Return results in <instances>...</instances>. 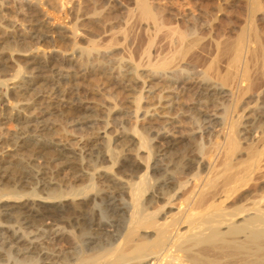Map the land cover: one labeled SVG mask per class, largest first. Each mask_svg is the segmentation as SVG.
Listing matches in <instances>:
<instances>
[{
    "label": "bare ground",
    "instance_id": "1",
    "mask_svg": "<svg viewBox=\"0 0 264 264\" xmlns=\"http://www.w3.org/2000/svg\"><path fill=\"white\" fill-rule=\"evenodd\" d=\"M46 2L0 0V44L22 42V36L13 35L20 26L13 15L29 18L21 28L26 38L44 40L49 23L30 15ZM86 2L101 6L92 21L101 23L107 16V28L112 12L121 9L111 0ZM73 6L81 14V7ZM257 9L247 10L250 22ZM162 13L147 0L128 13L130 30L144 24L151 31L136 38L134 56L149 68V79L193 88L198 101L183 110L170 100L158 105L160 111L143 113L141 121L147 116L163 119L150 134L122 126L110 136L120 113L104 106L97 115H83L92 108L81 101L79 85L68 72L50 61L37 62L31 51L14 52L9 42L6 50L0 48V72L6 73L13 56L31 67L29 75L18 67L9 79L0 80V128L11 122L18 128L8 137L0 135V186L12 183L0 188V264H264V96L256 101L245 97L263 81L264 71L251 74L264 66L263 47L249 52L248 43L258 35L245 29L235 40L203 44L193 18L180 29V24L168 27ZM72 36L75 43L81 38L76 27ZM124 40L130 47L128 34ZM194 48L202 52L196 58ZM79 51L97 61L88 63L86 73L108 75L121 89L135 90V79L125 69L116 65V72L100 60L108 55L94 47ZM192 59L196 64L191 70L182 67ZM222 63L232 71L221 74ZM49 70L54 73L45 76ZM243 82H248L246 88L240 87ZM224 85L233 86L230 105L214 110L201 105L202 98L209 104L228 97ZM32 97L74 107L75 116L67 120L70 132L88 127L96 132L79 136L75 148L52 140L46 133L55 113L51 106L26 111ZM173 112L178 113L175 118L168 116ZM185 121L194 125L187 132L178 126ZM223 129L224 139L217 142ZM92 142L97 148L89 150ZM66 171L76 182L86 177L85 182L63 186L57 177ZM22 185L32 187L24 192L18 189Z\"/></svg>",
    "mask_w": 264,
    "mask_h": 264
},
{
    "label": "rangeland",
    "instance_id": "2",
    "mask_svg": "<svg viewBox=\"0 0 264 264\" xmlns=\"http://www.w3.org/2000/svg\"><path fill=\"white\" fill-rule=\"evenodd\" d=\"M68 1L69 0H48L49 3L46 2L45 7L39 6L31 10L32 16L30 15V17L37 18L41 21H46L47 23H49V26L47 25L48 32L45 34V39L42 41L31 40L29 38H26V34H24V31H22V29H24V27L29 24V18L18 17L17 19L21 20L17 21V19L14 18V15L10 17L12 21H15L17 24L20 25L19 27H16L17 32H15V34L13 35L17 34L22 36L20 37L22 42L14 43L15 41L13 39L5 40L3 41L4 43L0 44V48H4V50H6V48L8 47V45L6 46V43L9 42L10 46L14 49V52L30 53L31 51L32 56L35 57L37 62L46 63L50 61L54 63L57 69L62 70L65 73L68 72L70 75L68 73L67 74L71 76L70 79H72L75 84L79 85L78 89L80 90L79 94L81 101H83L85 105H88L92 108L91 110L83 113V115H97L99 109L103 108L104 106L109 107L112 110L120 113L119 115L115 116L117 117L116 121L112 122L115 123L114 125L112 124L111 129L108 131L111 134L110 136H113L116 131L119 130L118 128H122V126L123 129L127 131L133 130L136 126V129H140L139 131L143 130L142 132H146L147 134L155 132L160 126L159 121H163V119L152 118L147 116L145 120L141 121L142 114L147 111L154 112L155 108V110H157L158 108L157 111H160L161 109H159L158 105H160L161 103L167 105L170 100H173L176 103V106L181 109L184 108L183 110H188L189 108L194 107L195 100L198 101V97L196 96V92L193 88H189L186 90L181 88L182 85L178 87L175 84H171L169 82L167 83L165 80H160L156 77H152L151 79H149L147 72L149 71V68L146 66L145 62L141 64V58L134 56V51H136L137 48L135 45L137 40L136 38L140 37V35L142 34V36L146 37L151 32L150 30H148V28L145 29L146 26H144V24H139V27L136 26L135 29L133 28L132 30H130L128 28L129 26H127L128 24H126L129 23V21L131 20L129 18V21L127 20V17H129L127 16L128 13H130V11L134 9V7H136L137 2H139L140 0H118L119 2L111 0V5H114V7H121V9L112 12V19L110 18V21L108 22H112L111 24L113 26L110 25L108 26V28L107 21L104 20L107 16L105 18H101V23L100 21L95 22L97 24L100 23L99 25L93 23L94 20L92 18H96L94 14H98V12L100 14V11L103 10L101 6L92 8V5L87 4L86 0H72L70 2ZM67 2L71 3V5L69 4L68 6V4H66ZM147 2L149 3V5H151V7H156L157 9L161 8V10L164 11V13H162L163 18L165 21H167L168 27L180 24V29H183L182 27L186 25L187 20L192 21L193 18V21H196V24L200 31L199 38L204 42L203 44H208V41L211 42L218 40L224 42L235 40L237 36L242 32V30L245 29L248 30L249 34L251 33L253 36L258 35L257 37L255 36L256 39L251 40L252 43L250 41L251 45L248 43L247 49H250L249 52H252V50H256L258 47H263L264 51V0H147ZM74 3L76 4V6ZM80 3H82V5ZM71 6L81 7V14H76V12L73 11ZM125 7L127 8L125 9ZM251 7L259 8V10L257 9L258 12H256V14L252 16V22H250L251 17L247 16V12H249L247 10H250ZM93 9H96L97 12ZM13 11L14 10L11 8V10H9V14L12 15ZM77 16H79L80 19L77 18ZM1 19L2 18L0 14V22L2 21ZM75 27L78 29V33H81V38L77 40L76 43L72 36V31ZM146 30H148V32H146ZM126 33L128 34L127 41H129L128 43L131 44L129 45L130 47L125 45L126 42L124 39L125 35L127 36ZM91 47H94L99 54L108 55L106 59L100 60L105 63L108 62V66H112L113 68L116 67L114 68L116 72L117 70L119 71L120 68L122 70L125 69L124 74H127L128 78L132 77L131 79H135V90L128 92L126 90L121 89L118 86L119 84H117V87L116 82H114L116 80H111L110 76L108 75L104 76L103 74L100 75L99 73H86L85 69L88 68L89 64H95L97 63V61L93 58V55L89 59L85 58L82 53H79L81 52L79 50ZM107 48L109 49L107 50ZM107 51H110V53H108ZM195 51V58L197 55L202 54V52L197 53L199 50L196 48H194L193 52ZM79 54H82V56L80 57ZM156 54H153V57L156 58ZM155 58L153 59L154 61H156ZM13 59H15V61L9 64L10 67L6 70V73L0 72V80L9 79L15 73L18 67H23L25 72L28 73V75L29 73H31V67L28 65V63L25 64L22 58H19L18 56H13ZM108 59H111V61ZM119 59L123 60L120 61ZM153 60L152 62H154ZM118 62L123 63H119L121 65L120 66L119 64H117ZM192 62L193 65L190 64L191 61L188 60L186 64H182V67H188L186 69L191 70L196 64L195 60H193ZM116 65L120 68H118ZM225 65V63L221 64V74H225L227 71H232L229 70L228 67ZM206 66H204V68L202 67L203 69L199 68V70L202 69V71H206ZM254 68L251 67L250 70ZM256 68L259 69H257V71L252 70L253 72L250 71V73L252 72V76H254L255 73H258L259 70L264 71V66L260 65ZM256 68L254 70H256ZM126 71L130 74H128ZM53 73L54 72L49 70L44 74L45 76H50ZM134 75L136 78H133ZM143 81H145V83ZM247 85L248 82H243L240 87L246 88ZM224 87L228 97L222 100H217L215 102L216 104L214 102H209L208 104L204 100V98H202L200 99L201 101L203 100V102H200L201 105L205 107L210 106V110H214L216 108L215 106L225 107L230 105L232 103V93L234 92V90H232L233 86L224 85ZM249 95L255 101L259 97L264 96V77L263 81L259 85L255 86L253 90H251V92L245 97H250ZM139 96H142L143 98L141 102L139 100H135L138 99ZM33 98L34 97L31 98L32 105L28 106L27 108H24L26 109V111L32 112L34 109L40 107L51 106L55 113L56 118L54 125L51 126L52 131L49 130L46 133L47 136H49V138H51L52 140L62 142L63 144L70 145L71 148H75L78 146L77 138L79 136L88 137L89 135H92L94 132H96V129H91L89 127L81 129L82 131L77 129L73 132H70L68 129L69 125L67 123V120L69 119V117L75 116L72 110L74 107H61L60 103H58L57 100H54L50 103L48 101L46 102L42 98ZM258 104L259 101L256 102V104L253 103L252 108H256ZM175 112L180 113L181 111L179 110ZM175 112L168 116H170L171 118H175L178 115V113ZM136 115L140 116L137 122L135 120ZM186 123L187 121L179 123V129L181 128V130L183 129V131L186 130L185 132H187V129L191 128L192 125L190 123ZM17 129L18 128L15 123H8L2 126V128H0V135L8 137L14 134ZM218 132L219 133L216 134V136H218V139L215 140H217V142H221L222 139H224L225 131L223 129V131L219 130ZM215 140L212 142H215ZM96 144L97 143L93 142L89 143L87 148H90L89 150H94L97 148ZM87 153H90V151H86L85 154ZM84 178H82L83 181L81 180L79 182H76L75 176L71 173V171H66L63 174L58 175L57 180H59V182L63 186L65 185L67 188H70L72 186L82 185L86 180V177ZM9 183L12 185L10 181L4 182V184L1 185L0 188H3L5 184L8 185ZM22 186H19L18 189L22 188L24 192L29 191V189L32 187L31 185ZM102 187L103 185L101 186V188ZM43 194L44 192L41 193V195Z\"/></svg>",
    "mask_w": 264,
    "mask_h": 264
}]
</instances>
